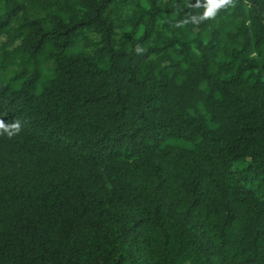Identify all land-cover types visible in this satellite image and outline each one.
<instances>
[{
  "label": "trees",
  "instance_id": "1",
  "mask_svg": "<svg viewBox=\"0 0 264 264\" xmlns=\"http://www.w3.org/2000/svg\"><path fill=\"white\" fill-rule=\"evenodd\" d=\"M0 0V264H264V0Z\"/></svg>",
  "mask_w": 264,
  "mask_h": 264
},
{
  "label": "clouds",
  "instance_id": "2",
  "mask_svg": "<svg viewBox=\"0 0 264 264\" xmlns=\"http://www.w3.org/2000/svg\"><path fill=\"white\" fill-rule=\"evenodd\" d=\"M232 0H207L205 5L204 18H212L215 16L218 9L224 8L231 4ZM21 131V122L16 121L11 124H6L0 120V134H7L9 137L18 134Z\"/></svg>",
  "mask_w": 264,
  "mask_h": 264
}]
</instances>
